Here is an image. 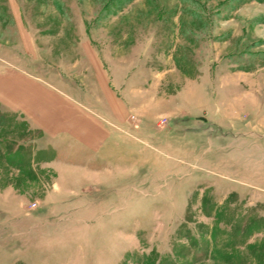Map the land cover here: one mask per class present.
<instances>
[{
    "label": "rangeland",
    "instance_id": "1",
    "mask_svg": "<svg viewBox=\"0 0 264 264\" xmlns=\"http://www.w3.org/2000/svg\"><path fill=\"white\" fill-rule=\"evenodd\" d=\"M3 58L116 120L123 169L65 182L0 105V264H264V0H0Z\"/></svg>",
    "mask_w": 264,
    "mask_h": 264
},
{
    "label": "crops",
    "instance_id": "2",
    "mask_svg": "<svg viewBox=\"0 0 264 264\" xmlns=\"http://www.w3.org/2000/svg\"><path fill=\"white\" fill-rule=\"evenodd\" d=\"M3 61H0V105L5 111L20 115L33 129L42 131L55 148L66 147L69 162L62 163L67 170L62 174L63 180L66 182L68 171L80 169L82 182L114 185L112 179L120 177L123 169L119 123L90 112L41 76L8 59ZM98 159L105 162L104 169L93 166Z\"/></svg>",
    "mask_w": 264,
    "mask_h": 264
}]
</instances>
